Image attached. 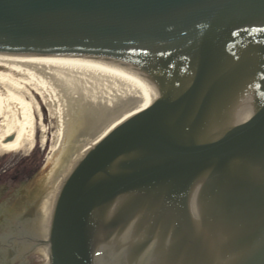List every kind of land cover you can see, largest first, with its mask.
<instances>
[{
  "label": "water",
  "instance_id": "95a60500",
  "mask_svg": "<svg viewBox=\"0 0 264 264\" xmlns=\"http://www.w3.org/2000/svg\"><path fill=\"white\" fill-rule=\"evenodd\" d=\"M0 53L114 59L155 93L62 177L47 264H264V0H0Z\"/></svg>",
  "mask_w": 264,
  "mask_h": 264
},
{
  "label": "bare ground",
  "instance_id": "6f19581e",
  "mask_svg": "<svg viewBox=\"0 0 264 264\" xmlns=\"http://www.w3.org/2000/svg\"><path fill=\"white\" fill-rule=\"evenodd\" d=\"M36 94L57 117L52 149L56 153L60 148L59 157L63 155L48 174L49 214L73 161L124 119L148 107L155 93L134 69L114 59L0 53V152L35 147L37 127L42 124L45 130ZM70 137L79 140L68 149Z\"/></svg>",
  "mask_w": 264,
  "mask_h": 264
},
{
  "label": "flooded vegetation",
  "instance_id": "af4514ba",
  "mask_svg": "<svg viewBox=\"0 0 264 264\" xmlns=\"http://www.w3.org/2000/svg\"><path fill=\"white\" fill-rule=\"evenodd\" d=\"M36 174L28 163L13 168L8 155L0 154V264L48 262L44 240L50 189H37Z\"/></svg>",
  "mask_w": 264,
  "mask_h": 264
},
{
  "label": "rangeland",
  "instance_id": "374dc122",
  "mask_svg": "<svg viewBox=\"0 0 264 264\" xmlns=\"http://www.w3.org/2000/svg\"><path fill=\"white\" fill-rule=\"evenodd\" d=\"M36 97L38 101L40 102L41 109H42V121L45 124V130L41 126L37 127V133H36V145L35 147L29 151V152H11V153H3L0 152V154H5L8 155V157L11 159V162L13 164V168L16 164L20 165L22 163H28V167H32V169L37 170L36 174V180L38 179L37 183V189H50V184H49V178L48 174L51 173L55 165H60V161H62L63 155L59 157V150L60 148L57 149L56 153H54L52 147L55 142V137L54 133L57 129V117L55 114L50 111L46 105L43 103L42 99L38 94H36ZM37 111V110H36ZM37 119L39 123V115L37 111ZM46 134V141L45 143L42 142V135ZM77 140L75 138L69 139L67 142V147L68 149L72 148L75 146L77 143ZM27 160V161H26ZM57 167V166H56Z\"/></svg>",
  "mask_w": 264,
  "mask_h": 264
}]
</instances>
